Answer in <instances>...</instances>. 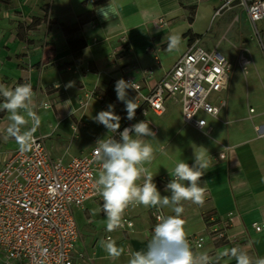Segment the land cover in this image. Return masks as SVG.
Instances as JSON below:
<instances>
[{
	"label": "crops",
	"instance_id": "0c3cea01",
	"mask_svg": "<svg viewBox=\"0 0 264 264\" xmlns=\"http://www.w3.org/2000/svg\"><path fill=\"white\" fill-rule=\"evenodd\" d=\"M113 2L115 7L106 11L105 18L100 9H106L109 0H0V83L10 88L21 83L32 85L33 110L40 119L34 135L45 139L55 158L69 161L90 151L95 140L113 135L94 119L100 111H107L108 105L121 117L118 130L137 119L147 121L145 118L151 114L158 118L165 116L171 102L179 107L185 126L181 106L173 99L166 102L163 115L139 106L135 118L129 121L125 104L117 100L114 83L135 65L141 70L154 69V77L147 83L149 87L154 86L173 69L194 41H199L209 52L218 51L234 65V70L228 88L214 98L218 105H223L220 116L209 118L202 131H212L210 138L205 139L206 144L201 146L208 151L206 158L210 160L200 180V185L206 189L205 203L202 207L183 203V230L187 238L205 236L211 217L225 218L235 213L239 218L230 225L228 236L250 256L264 257V21L257 26L262 46L253 36L247 10L238 2L217 18L215 13L224 0ZM242 11L246 17L241 16ZM161 21L167 26L161 28ZM74 24L79 25V34L73 41L86 43L81 52L70 49L64 32L63 27ZM235 33L239 34L240 43L232 39ZM169 34L181 37L178 51L166 50L167 42L163 41ZM222 39H227L231 46L225 47ZM230 52H236L235 59L229 57ZM245 58L251 59V65L241 69L238 63ZM235 72L245 76L238 94L233 92L235 85L232 86ZM149 87L144 88L143 96L148 94ZM100 98L104 102H100ZM127 99H131L128 90ZM68 100L72 105L66 109L64 103ZM42 102L50 103L52 108L43 110ZM252 109L255 115L250 113ZM223 114L231 125H222ZM237 114H240L238 123L235 122ZM7 115L0 112V171L18 149L13 139H3L9 124ZM26 127H31V121ZM185 129L188 134L201 132L188 126ZM214 148L221 149L216 158L211 153ZM222 155L224 159L220 158ZM218 162L223 163L214 165ZM152 173L153 183L167 179L157 190L162 197L170 196L165 187L172 177L159 171ZM99 205H102V197L88 201L75 215L80 231L79 247L94 256L96 264H128L132 252L147 250L153 234L154 208L131 209L128 213L133 221L131 230L117 229L109 233L106 216L96 211ZM162 210L168 216L175 215L170 207ZM255 224L261 227V232L252 228ZM108 236L124 250L116 261L106 259V252L99 245ZM231 248L234 246L222 242L203 252L214 259L218 252ZM220 264L236 262L222 260Z\"/></svg>",
	"mask_w": 264,
	"mask_h": 264
},
{
	"label": "built area",
	"instance_id": "2783aa9c",
	"mask_svg": "<svg viewBox=\"0 0 264 264\" xmlns=\"http://www.w3.org/2000/svg\"><path fill=\"white\" fill-rule=\"evenodd\" d=\"M237 2L247 10L254 35L263 46L257 26L264 21V0H224L215 18ZM160 25L167 26L163 21ZM250 65V58L238 63L241 69ZM233 70L234 65L221 53L209 52L199 41H194L173 69L154 86L147 85L154 77V69L141 70L133 65L123 72L121 79L135 84V90L128 89L129 96L141 108L161 116L166 112V102L173 99L181 106L185 126L202 132L207 127L205 117L220 116L223 105H218L214 98L228 88ZM145 87H149V92L143 96ZM48 105L46 111L52 108ZM125 128L112 137L119 141ZM97 141L90 151L69 161L55 158L43 137H35L31 151L21 154L17 149L10 155L0 171V264H96L94 256L79 247L80 231L75 215L88 201L101 198L94 187L100 169L94 159ZM166 182L162 178L154 183L158 188ZM135 208L139 206H129L125 211L121 231L131 230L133 221L128 213ZM160 216L168 215L162 208H154L153 230ZM237 218L239 215L235 213L225 218L211 217L205 236L187 238L192 250L203 252L222 242L242 250L228 236V229ZM252 228L261 232L257 224Z\"/></svg>",
	"mask_w": 264,
	"mask_h": 264
},
{
	"label": "clouds",
	"instance_id": "9594fccd",
	"mask_svg": "<svg viewBox=\"0 0 264 264\" xmlns=\"http://www.w3.org/2000/svg\"><path fill=\"white\" fill-rule=\"evenodd\" d=\"M115 7L109 0L106 9H100L106 16V11ZM166 50L171 53L178 51L181 37L169 34L164 38ZM70 86V85H69ZM135 84L120 79L115 84L117 100L125 104L126 119L133 120L139 107L136 101L127 99V90H135ZM0 112H6L9 121L5 141L13 139L21 154L32 150L35 144V132L40 124L34 108V92L30 83H21L10 88L0 83ZM71 100L65 101L64 107L70 108ZM40 107L47 110L49 105L42 102ZM113 106L108 105L107 111H100L94 118L109 132L120 129L121 117L115 115ZM74 109H72V113ZM31 121V127H26ZM201 125L203 126L202 122ZM131 133H134L132 135ZM145 137H155L148 121H140L120 132V140L112 136L99 139L94 148V159L99 162L98 178L94 182L96 193L102 197V205L96 209L106 216V231L111 233L124 226V213L129 206L145 208L170 207L175 215L160 216V221L153 230L146 251H135L130 254L128 264H220L222 260H235L236 264H264V257H252L238 248L224 249L213 259L207 252L193 251L183 230V203L190 202L197 206L205 203L206 189L200 185L201 177L210 166L206 158L208 151L204 147L194 149V163L181 160L176 164L172 179L166 185L165 191L170 196H161L153 183V173L149 167L154 159L151 144L145 142ZM198 149L199 151H196ZM209 156V154H208ZM222 159V157H221ZM142 183L138 184L137 181ZM187 182V183H185ZM99 245L106 252V259L116 261L123 253L109 237L102 239ZM201 247L197 245V248ZM46 251V250H45Z\"/></svg>",
	"mask_w": 264,
	"mask_h": 264
},
{
	"label": "rangeland",
	"instance_id": "374dc122",
	"mask_svg": "<svg viewBox=\"0 0 264 264\" xmlns=\"http://www.w3.org/2000/svg\"><path fill=\"white\" fill-rule=\"evenodd\" d=\"M45 10L46 12H48V5L45 6ZM244 11H242L241 13L242 17H246ZM80 23H82L81 20ZM78 26V24H74L63 27L66 36L69 38V41L73 40V38L78 36ZM253 36L254 38H256L254 32ZM239 37V34L235 33V36L232 38L233 40H235L236 44L240 43L238 39ZM222 41L225 47L231 46L227 39H222ZM241 52L243 53V50ZM244 52L248 51L245 50ZM228 55L231 59L236 58V52H230L228 53ZM79 56L80 54H76L77 60ZM244 81L245 76L241 73L235 72L232 81V84L234 83L232 86L235 85V89L233 90L234 93L237 92L238 94L241 92V86ZM167 108L168 109L165 116L161 118L155 117L152 114L149 117L145 118L149 122V127L151 128V131L155 133L154 138L145 137V142L151 144L154 150V159L151 165L145 166L149 167L152 172L159 171L160 173H162V175L171 176L170 174L172 173L174 167L181 160L188 164L194 161V149L205 145V139L210 138L212 131H207L205 133L200 132V134L185 133L187 129H185V126L183 125L180 119L179 107L174 102H171L170 104H168ZM250 113L252 115H255V111L253 109L250 111ZM205 118L207 120L209 119V117ZM239 120L240 114H237L235 116V122L238 123ZM138 122H140L139 119H137L136 122L132 123V125ZM220 122L222 123V125H231L230 121L228 119H225V114H223L220 118ZM220 122L218 124H221ZM221 138H224V135L220 137V139ZM196 151H198V149H196ZM212 151V155L216 158L221 149L214 148ZM222 163L223 162H218L214 165Z\"/></svg>",
	"mask_w": 264,
	"mask_h": 264
},
{
	"label": "trees",
	"instance_id": "16d2710c",
	"mask_svg": "<svg viewBox=\"0 0 264 264\" xmlns=\"http://www.w3.org/2000/svg\"><path fill=\"white\" fill-rule=\"evenodd\" d=\"M69 47L71 50L81 52L83 49H85L86 43L83 41L70 40L69 41ZM78 54H80V53H78Z\"/></svg>",
	"mask_w": 264,
	"mask_h": 264
}]
</instances>
